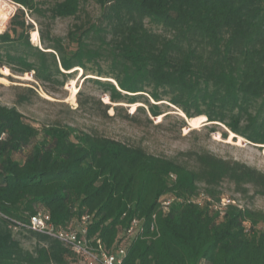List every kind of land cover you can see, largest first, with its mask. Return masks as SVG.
<instances>
[{
  "label": "trees",
  "instance_id": "trees-1",
  "mask_svg": "<svg viewBox=\"0 0 264 264\" xmlns=\"http://www.w3.org/2000/svg\"><path fill=\"white\" fill-rule=\"evenodd\" d=\"M9 1L19 8L0 33V67L41 83L96 70L111 103H143L153 117L166 103L264 145V0ZM26 14L72 24L60 37L39 21V48ZM193 160L188 167L67 125L39 129L0 105V264H77L57 239L13 229L11 219L38 212L73 229L87 216V237L107 252L124 247L123 264H264V211L214 208L224 180L264 197V174L207 152ZM162 199L171 200L167 213ZM134 219L142 230L126 238Z\"/></svg>",
  "mask_w": 264,
  "mask_h": 264
},
{
  "label": "rangeland",
  "instance_id": "rangeland-1",
  "mask_svg": "<svg viewBox=\"0 0 264 264\" xmlns=\"http://www.w3.org/2000/svg\"><path fill=\"white\" fill-rule=\"evenodd\" d=\"M3 2L8 0H0V23L4 24L1 33L9 26L13 16L10 15L11 11H15L11 3L12 9H5ZM15 7L16 10L19 8L17 4ZM88 10L94 16L99 14L93 3H89ZM25 17L32 25L29 42L39 48L42 47L39 21H44V31L60 37H65L72 24V19L69 18L50 22L42 20L37 14H26ZM32 31L38 33L36 40L32 39ZM67 73L69 75L66 78L58 77L52 82L41 83L35 80L33 72L14 74L8 68L0 67V105L16 108L28 123L39 129L50 125H67L132 146H140L149 154L173 159L188 167L194 166L196 153L207 152L224 160L245 164L264 174V145L254 144L243 138L240 141L236 135L231 137V132L217 123L204 122L193 129L179 109L172 105L166 106V103L160 106L161 115L153 117L143 103L104 102L103 98L108 96L93 79L105 81L106 78L97 77L96 70L83 72L73 69ZM73 89L76 90L74 97L71 92ZM148 101L153 103L150 99ZM132 105H135L133 111ZM115 106L122 109L116 110ZM199 188L202 192L203 185L200 184ZM248 188L249 192L245 196L233 183L224 180L218 190L223 198L234 200L232 204L264 211V197L252 196L253 192ZM22 242L27 249L34 246V240L22 238Z\"/></svg>",
  "mask_w": 264,
  "mask_h": 264
},
{
  "label": "built area",
  "instance_id": "built-area-1",
  "mask_svg": "<svg viewBox=\"0 0 264 264\" xmlns=\"http://www.w3.org/2000/svg\"><path fill=\"white\" fill-rule=\"evenodd\" d=\"M13 4L14 2L9 1ZM15 3L13 9L16 11ZM15 11H11L10 15H14ZM205 198L203 194L198 198L197 202ZM232 201L228 198H222L219 205H215L214 208L222 209ZM170 199H162L159 204V209L162 213H167ZM154 219V215L152 216ZM87 216H83L76 229L71 227L62 228L54 226L48 214L38 212L32 215L28 222L22 223L11 219L13 223V229L26 228L37 233H41L52 238L57 239L67 246L76 256L77 264H123V259L126 255V251L123 247H119L115 252H107L100 239H90L87 237ZM141 221L134 219L131 221L129 227L126 230V238H131L137 231H141Z\"/></svg>",
  "mask_w": 264,
  "mask_h": 264
},
{
  "label": "bare ground",
  "instance_id": "bare-ground-1",
  "mask_svg": "<svg viewBox=\"0 0 264 264\" xmlns=\"http://www.w3.org/2000/svg\"><path fill=\"white\" fill-rule=\"evenodd\" d=\"M1 4V3H0ZM3 5H4V8L5 9H12V6L10 5L9 2H3ZM13 5V4H12ZM4 30V24H1L0 23V33ZM31 35H32V39L33 40H36L37 39V35L38 33L36 31H32L31 32ZM39 41V40H38ZM37 44V42H36ZM2 70V69H1ZM4 70L6 71V69L4 68ZM78 69H76L77 71ZM81 70V69H80ZM7 73V72H6ZM28 76V75H27ZM26 77V76H25ZM30 80V79H29ZM73 83V82H72ZM70 86V85H69ZM70 89V88H69ZM72 97H74V95L76 94V90H72ZM105 96V95H104ZM103 97V96H102ZM73 99V98H72ZM104 102H109L108 98L107 97H104L103 98ZM131 109L132 111L135 109V105H132L131 106ZM182 114V113H181ZM183 115V114H182ZM159 119V118H158ZM157 119V120H158ZM189 126H191L193 129L198 127L201 123H204V122H207L206 118L204 116H199V117H196V118H191V119H186ZM201 126V125H200ZM231 137L235 136L234 134L230 133ZM239 140L241 141L242 138L239 137Z\"/></svg>",
  "mask_w": 264,
  "mask_h": 264
},
{
  "label": "water",
  "instance_id": "water-1",
  "mask_svg": "<svg viewBox=\"0 0 264 264\" xmlns=\"http://www.w3.org/2000/svg\"><path fill=\"white\" fill-rule=\"evenodd\" d=\"M182 117H183V118H185V116H184V115H182Z\"/></svg>",
  "mask_w": 264,
  "mask_h": 264
}]
</instances>
